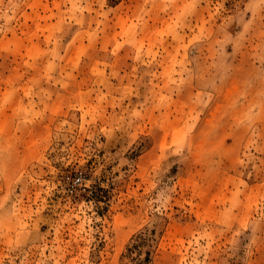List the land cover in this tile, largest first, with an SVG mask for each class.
<instances>
[{
    "label": "rangeland",
    "instance_id": "374dc122",
    "mask_svg": "<svg viewBox=\"0 0 264 264\" xmlns=\"http://www.w3.org/2000/svg\"><path fill=\"white\" fill-rule=\"evenodd\" d=\"M151 230L148 264H264V0H0V264Z\"/></svg>",
    "mask_w": 264,
    "mask_h": 264
},
{
    "label": "trees",
    "instance_id": "16d2710c",
    "mask_svg": "<svg viewBox=\"0 0 264 264\" xmlns=\"http://www.w3.org/2000/svg\"><path fill=\"white\" fill-rule=\"evenodd\" d=\"M155 231L141 233L137 236L134 244L128 249L129 254L136 253V264H148L150 262V247L154 241ZM143 255V257H140ZM139 256V257H138Z\"/></svg>",
    "mask_w": 264,
    "mask_h": 264
}]
</instances>
